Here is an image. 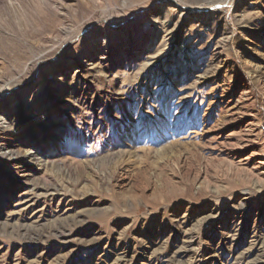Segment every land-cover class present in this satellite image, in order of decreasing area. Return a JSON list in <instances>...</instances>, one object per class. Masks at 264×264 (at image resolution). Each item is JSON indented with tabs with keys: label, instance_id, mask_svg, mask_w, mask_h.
I'll use <instances>...</instances> for the list:
<instances>
[{
	"label": "rangeland",
	"instance_id": "rangeland-1",
	"mask_svg": "<svg viewBox=\"0 0 264 264\" xmlns=\"http://www.w3.org/2000/svg\"><path fill=\"white\" fill-rule=\"evenodd\" d=\"M0 264H264V0H0Z\"/></svg>",
	"mask_w": 264,
	"mask_h": 264
},
{
	"label": "bare ground",
	"instance_id": "bare-ground-1",
	"mask_svg": "<svg viewBox=\"0 0 264 264\" xmlns=\"http://www.w3.org/2000/svg\"><path fill=\"white\" fill-rule=\"evenodd\" d=\"M182 1H184V0H182Z\"/></svg>",
	"mask_w": 264,
	"mask_h": 264
}]
</instances>
